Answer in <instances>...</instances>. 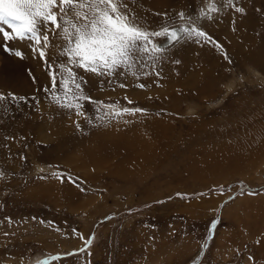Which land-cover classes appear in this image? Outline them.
<instances>
[{
  "label": "rangeland",
  "instance_id": "obj_1",
  "mask_svg": "<svg viewBox=\"0 0 264 264\" xmlns=\"http://www.w3.org/2000/svg\"><path fill=\"white\" fill-rule=\"evenodd\" d=\"M208 3L129 0L152 29L191 27L184 13L221 47L193 38L124 75L78 70L102 102L79 101L84 115L54 103L28 40L0 33V264H264V70L245 59L251 46L264 60V0ZM112 104L144 111L105 115ZM141 117L168 127L163 142L146 139Z\"/></svg>",
  "mask_w": 264,
  "mask_h": 264
},
{
  "label": "snow or ice",
  "instance_id": "obj_2",
  "mask_svg": "<svg viewBox=\"0 0 264 264\" xmlns=\"http://www.w3.org/2000/svg\"><path fill=\"white\" fill-rule=\"evenodd\" d=\"M232 4L233 0H227V5ZM218 11L220 9L214 0H209L208 12ZM234 11L244 14L242 7H234ZM178 16L181 20H191L192 26L175 27L174 22L166 20L158 30L152 29L129 7V0H0V23L11 29L10 33L0 29V33L5 39L28 40L30 50L47 65L54 103L64 109H74L77 115H84V105L79 101L102 102L92 100L87 94V81L78 70L97 77L124 75L137 65L143 67L142 61L145 59L155 63L160 59L158 54L193 38H202L205 43L221 47L197 26L196 18L186 17L184 13ZM204 17L213 18L202 10L200 18ZM51 37H56L60 43H53ZM14 55L23 59V53L19 50ZM58 87L63 90L62 95L54 91ZM120 87L125 85L121 84ZM8 96L13 100L25 99L12 93ZM4 99L0 95V101ZM107 107L112 111L105 115L112 117L144 111L141 108H118L116 104ZM103 118L100 117L101 120ZM216 223L213 220L211 226ZM80 238L85 239L83 236ZM91 243L92 237L86 238L85 247ZM58 258L51 257L52 260ZM40 264H47V261Z\"/></svg>",
  "mask_w": 264,
  "mask_h": 264
},
{
  "label": "bare ground",
  "instance_id": "obj_3",
  "mask_svg": "<svg viewBox=\"0 0 264 264\" xmlns=\"http://www.w3.org/2000/svg\"><path fill=\"white\" fill-rule=\"evenodd\" d=\"M151 4H153V3H150V8H151ZM182 26V25H181ZM234 26V25H233ZM175 27H180V25L178 24V25H176ZM234 28H235V31H238L236 28H238V26L237 27H235L234 26ZM234 33V32H233ZM239 39V38H238ZM239 41H241L240 39H239ZM238 41V42H239ZM238 42H236L235 41V43H236V47L238 46ZM241 42H243V41H241ZM243 44H245L246 45V47L245 48H247L248 46H250L249 45V41H247V42H243ZM242 44V45H243ZM240 45V44H239ZM241 46V45H240ZM189 48V47H188ZM241 49V48H240ZM248 49V48H247ZM260 52H261V50L259 49H255V48H253V47H251L250 46V48L248 49V50H246L245 51V59H246V61H248V63H250L251 65H254V66H258V67H262V69L264 70V60L260 57ZM262 53V52H261ZM204 86H206V85H204ZM203 86V87H204ZM203 87H202V89H199V92H201L202 90H203ZM204 89H205V87H204ZM197 90V89H196ZM198 94V93H197ZM140 118V117H139ZM151 118H153V117H151ZM143 119V120H142ZM136 120V119H135ZM140 120H142L143 122H137V123H139V128L140 129H143V132H145V137H146V139H148L147 138V136L149 137V139H152L153 141H155V142H163V140L165 139L164 137H166L165 135L167 134V130H168V127H166V126H163L160 122H153L152 124H146V122H144V121H148V120H150V118L149 119H146V118H142L141 117V119ZM250 120V119H249ZM161 121V120H160ZM241 121H242V119H241ZM245 123H246V121H244ZM250 122V121H249ZM136 123V122H135ZM136 123V124H137ZM242 123V122H241ZM244 123V124H245ZM243 124V123H242ZM247 124V123H246ZM242 125V126H247V125ZM129 126V125H128ZM134 126V125H133ZM248 127V126H247ZM135 128V127H134ZM137 128V127H136ZM135 128V129H136ZM139 130H137L136 132H138ZM262 131H263V129H262ZM258 132V131H257ZM264 132V131H263ZM139 133H140V131H139ZM143 134V133H142ZM140 135V134H139ZM245 135V134H244ZM246 136V135H245ZM250 136V135H249ZM248 136V137H249ZM252 136V135H251ZM140 138V137H139ZM145 139V140H146ZM249 139V138H248ZM122 140H126V138H122ZM122 140H120V141H122ZM141 140V139H140ZM263 141L262 142H264V139H262ZM120 141L119 142H117V143H114V144H108V146H106L105 144H100V145H92V143L90 144V147L89 148H87V150H86V155L85 156H88V155H91L92 156V154H96V149H97V154L98 155H101L102 156V154H105V155H108V153H110L111 152V150H115V149H120V147L124 144V143H126V142H124V143H120ZM149 141V140H148ZM123 142V141H122ZM147 144V143H146ZM263 145H264V143H263ZM127 146V145H126ZM138 146V145H137ZM142 147V146H141ZM147 147V145L145 146V148ZM124 149V148H123ZM138 149V148H137ZM121 150V149H120ZM124 151H125V149H124ZM141 150H139V152H140ZM84 152V151H83ZM132 152H134V151H132ZM146 152H149V147L147 148V150H145L144 152H143V155L146 153ZM125 153H128L127 151H125ZM124 153V154H125ZM141 153V152H140ZM112 154V153H111ZM133 155H135V154H133ZM93 156H95V155H93ZM126 156V155H125ZM146 157V156H145ZM90 158V157H89ZM127 158V157H126ZM91 160V159H90ZM131 160V159H130ZM86 161V160H85ZM101 161V160H100ZM97 162V161H96ZM125 163V162H124ZM85 164H87L86 162H85ZM119 164H122V162H120Z\"/></svg>",
  "mask_w": 264,
  "mask_h": 264
}]
</instances>
